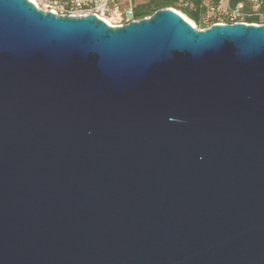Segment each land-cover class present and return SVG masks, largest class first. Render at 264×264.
Listing matches in <instances>:
<instances>
[{
	"label": "water",
	"instance_id": "water-1",
	"mask_svg": "<svg viewBox=\"0 0 264 264\" xmlns=\"http://www.w3.org/2000/svg\"><path fill=\"white\" fill-rule=\"evenodd\" d=\"M0 264H264V24L0 0Z\"/></svg>",
	"mask_w": 264,
	"mask_h": 264
},
{
	"label": "built area",
	"instance_id": "built-area-1",
	"mask_svg": "<svg viewBox=\"0 0 264 264\" xmlns=\"http://www.w3.org/2000/svg\"><path fill=\"white\" fill-rule=\"evenodd\" d=\"M38 8L50 11L56 15L85 16L95 15L110 26H118L136 21L133 16V4L131 0H29ZM210 10L217 14L214 23L246 22V17L258 15L264 18V12L259 11L260 4L264 0H251V12L244 10L242 4L231 6L229 0H207ZM147 17V16H145ZM144 18V17H143Z\"/></svg>",
	"mask_w": 264,
	"mask_h": 264
},
{
	"label": "trees",
	"instance_id": "trees-1",
	"mask_svg": "<svg viewBox=\"0 0 264 264\" xmlns=\"http://www.w3.org/2000/svg\"><path fill=\"white\" fill-rule=\"evenodd\" d=\"M231 6H237L242 4L244 10L251 12V0H229ZM164 7H175L185 13L195 24L201 28L208 27L203 22V17L208 13H214L210 10V3L207 0H145L141 3L133 5V16L136 19H141L145 16L151 15L158 9ZM260 12H264V4H260ZM247 23H258L261 18L258 15H250L246 17ZM217 21V14L210 18V24H214Z\"/></svg>",
	"mask_w": 264,
	"mask_h": 264
},
{
	"label": "rangeland",
	"instance_id": "rangeland-1",
	"mask_svg": "<svg viewBox=\"0 0 264 264\" xmlns=\"http://www.w3.org/2000/svg\"><path fill=\"white\" fill-rule=\"evenodd\" d=\"M145 0H131L132 4L135 5V4H138V3H141ZM172 9H174L175 11H177L178 13H180L186 20H188L189 22H191V24L196 27L197 29H203L201 27H199L197 24H195V22L190 19L185 13H183L181 10H179L178 8H175V7H171ZM215 13H208L207 15H205L203 17V22L207 24V26H210L211 24L209 23L210 22V18L214 17ZM254 24H264V18L261 19L258 23H254Z\"/></svg>",
	"mask_w": 264,
	"mask_h": 264
},
{
	"label": "bare ground",
	"instance_id": "bare-ground-1",
	"mask_svg": "<svg viewBox=\"0 0 264 264\" xmlns=\"http://www.w3.org/2000/svg\"><path fill=\"white\" fill-rule=\"evenodd\" d=\"M191 23V22H190Z\"/></svg>",
	"mask_w": 264,
	"mask_h": 264
}]
</instances>
